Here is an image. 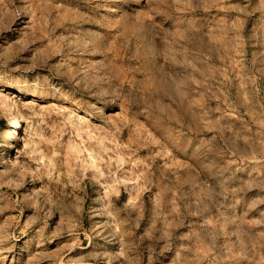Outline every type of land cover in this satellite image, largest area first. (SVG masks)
Wrapping results in <instances>:
<instances>
[{"label":"rangeland","instance_id":"obj_1","mask_svg":"<svg viewBox=\"0 0 264 264\" xmlns=\"http://www.w3.org/2000/svg\"><path fill=\"white\" fill-rule=\"evenodd\" d=\"M0 264H264V0H0Z\"/></svg>","mask_w":264,"mask_h":264}]
</instances>
